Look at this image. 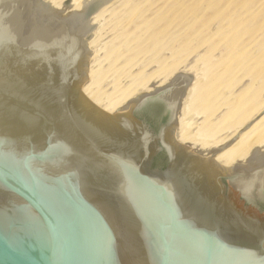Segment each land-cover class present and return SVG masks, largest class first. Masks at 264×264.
I'll list each match as a JSON object with an SVG mask.
<instances>
[{
	"label": "water",
	"instance_id": "water-1",
	"mask_svg": "<svg viewBox=\"0 0 264 264\" xmlns=\"http://www.w3.org/2000/svg\"><path fill=\"white\" fill-rule=\"evenodd\" d=\"M0 0V264H264V147L242 164L174 131L177 73L106 113L88 82L90 15Z\"/></svg>",
	"mask_w": 264,
	"mask_h": 264
},
{
	"label": "rangeland",
	"instance_id": "rangeland-1",
	"mask_svg": "<svg viewBox=\"0 0 264 264\" xmlns=\"http://www.w3.org/2000/svg\"><path fill=\"white\" fill-rule=\"evenodd\" d=\"M64 1L52 5L61 9ZM72 5L68 12L80 10ZM91 23L97 37L88 48L94 47L93 69L102 75L91 90L101 103L81 92L106 113L116 112L103 109L107 96L127 87L131 96L146 92L165 78L162 69L178 73L193 64V70L210 64L199 87L213 89L198 109L211 105L213 119L229 104H261L250 120L264 112V0H118Z\"/></svg>",
	"mask_w": 264,
	"mask_h": 264
},
{
	"label": "bare ground",
	"instance_id": "bare-ground-1",
	"mask_svg": "<svg viewBox=\"0 0 264 264\" xmlns=\"http://www.w3.org/2000/svg\"><path fill=\"white\" fill-rule=\"evenodd\" d=\"M117 1L111 0L100 7L91 19L100 17L107 7ZM87 2L89 0H73V5L80 6L81 10L82 6ZM48 3L54 6L58 4L56 0H48ZM80 10L78 9V11ZM90 24H92L91 21ZM92 35L87 41V49L92 52L88 59V82L80 87V91L87 94L93 103L99 104L101 103L100 93H95L91 89L97 85L102 75L96 73L93 69L97 61L95 52L92 50L94 47L92 49L88 48L97 37V27H95ZM193 65L190 66V71L193 70ZM209 67L210 64H205L200 70H193L192 74L188 70L178 72L191 74L192 80L185 90V95L180 99V109L176 113L177 127L174 131V139L177 143L190 149L198 148L202 151L227 144L228 147L218 153L213 160L223 167L233 166L234 163L242 164L254 147H264V112L258 118L250 120L252 115L261 109V104H255L251 109L246 108L247 102L240 106L229 104L213 119V107L211 105L198 109L197 104L206 102L207 97L213 93L211 87L204 89V93H201V88L199 87V79L203 77L202 75L205 74L206 77L210 76ZM162 70L165 71L163 73L166 74L165 78L157 85L153 83L143 93H149L154 91L156 87L166 85L177 74L174 73L175 69L171 67L169 69V66ZM168 76L170 77L167 78ZM147 83L148 81L142 87H146ZM132 93L133 90L128 89V87L123 90L120 89L115 96H107L101 105L104 110H109V112L116 111L118 108L124 106L128 100L135 98L142 92L140 93L139 91L135 96H131ZM198 118L201 119L199 122H197Z\"/></svg>",
	"mask_w": 264,
	"mask_h": 264
}]
</instances>
